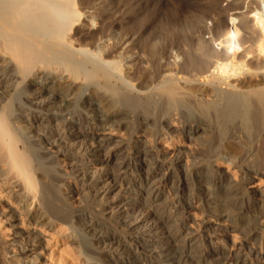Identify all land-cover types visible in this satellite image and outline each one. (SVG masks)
Masks as SVG:
<instances>
[{
	"label": "bare ground",
	"instance_id": "6f19581e",
	"mask_svg": "<svg viewBox=\"0 0 264 264\" xmlns=\"http://www.w3.org/2000/svg\"><path fill=\"white\" fill-rule=\"evenodd\" d=\"M222 1L0 0V264L35 243L29 264H264V194L245 187L264 177V31L235 14L225 37L245 0ZM210 117L231 126L216 153L160 148ZM209 213L228 237L200 228Z\"/></svg>",
	"mask_w": 264,
	"mask_h": 264
},
{
	"label": "rangeland",
	"instance_id": "374dc122",
	"mask_svg": "<svg viewBox=\"0 0 264 264\" xmlns=\"http://www.w3.org/2000/svg\"><path fill=\"white\" fill-rule=\"evenodd\" d=\"M231 0H223L221 3L222 4H220L221 5V7H224L228 2H230ZM249 1L250 0H245V2H243V5H242V8L241 9H239V10H237V11H228L226 14H225V18H224V22H225V25H226V27H227V32H226V34H225V37H227V36H232V35H236V33H235V31H232V27H234V26H236L237 24H238V18L237 17H235V14H238V15H240V14H243L245 17H247V20H248V24H249V28L248 29H246L245 30V34H250V33H252V30H255L256 32H260V30H261V32H263L264 31V27H260V24H258L257 23V18H256V16L255 15H253V14H251V13H248V14H246V6H247V4L249 3ZM255 2H257L258 4H259V6H260V11H259V13H260V15H259V17L261 18V19H264V4H263V2H262V0H255ZM206 24L207 25H210V22L209 21H207L206 22ZM234 32V33H233ZM260 32V33H261ZM237 36H238V34H237ZM233 37V36H232ZM213 47H214V49L216 48V50H225V49H228L229 47L230 48H232L233 46V44L232 45H230V44H228V48L226 47L227 45H223L222 44V41L220 42V41H217V42H215V43H213ZM229 48V49H230ZM257 53H258V51H257ZM178 59V61H179V58H177ZM211 118V119H210ZM209 118V122L212 124H210V127L212 126V128H210L209 129V133H200L199 135H198V137H196V138H193L191 141H188V140H186V139H183L182 141L179 139V137L178 136H175L174 138H173V140H168L167 142H164V139H165V137H160L159 138V143H160V148L161 149H163V151H167L168 152V154H167V156H169L170 155V151L173 149V146L175 145V146H177V147H181V148H183V149H185L186 151H193V150H196V149H198L199 147H201L202 146V144L204 145V147L203 148H205L206 150H208L207 148H208V146H209V153L210 154H214V153H216V149H218V146H219V143H220V140H223L224 138L223 137H225L226 136V132H227V130L231 127L229 124V122H227V121H225L226 119L225 118H223V117H221V118H219L218 120H216V119H213L212 117H210ZM222 119H224V120H222ZM211 120V121H210ZM227 124V125H226ZM169 125L171 126V127H174V128H180L181 127V123H178L177 121H169ZM97 129L98 130H102L104 133H106V134H108L109 132H110V130L112 129H110V127L109 126H104L103 124H101L100 123V125L99 126H97ZM83 130H90V129H87V127L85 126H83ZM70 134H73V136L75 135V133H76V131H74L73 132V130H71V129H69V131H68ZM116 134L117 135H119V132L117 133V131H115V132H113L112 133V135L113 136H116ZM205 134V135H204ZM72 136V135H71ZM72 136V137H73ZM120 139H122V138H120ZM120 139H118L119 141H121ZM201 139V140H200ZM124 142V141H123ZM210 144V145H209ZM165 146V147H164ZM206 146V147H205ZM212 147V148H211ZM134 155V154H133ZM58 156H60L61 157V154L60 153H58ZM186 158L184 157L183 158V160H182V162H185L186 160H185ZM199 163H201V165L199 164ZM198 164L199 165H196L195 167L196 168H198L199 169V171H200V173L203 175H201L200 177H198L197 179H195L196 181L197 180H199L198 182H196L195 180H194V182L196 183V187H198V186H202V187H204V185H206V186H208L207 185V182L209 183V181H211L212 180V177H211V175L210 174H208L205 170H202L203 169V167H204V165H205V162H203V161H201V162H199ZM227 164L228 163H213V168H214V170H218V171H225L228 175H229V177H230V179H231V181H233V182H235V181H237V179L236 178H234V175H233V173H232V171H231V167H227ZM202 167V168H201ZM200 168H201V170H200ZM227 168H229V169H227ZM197 169V170H198ZM205 175H204V174ZM206 173L209 175V177H207L206 176ZM250 177H249V179H248V181H246L245 182V187L248 189V191L250 192V193H253V191L255 190V189H259L263 194H264V177H260V175H254L253 173H250V175H249ZM206 177V178H205ZM209 179V180H208ZM206 183V184H205ZM201 184V185H200ZM204 184V185H203ZM74 185H76V183H72V186H74ZM205 186V187H206ZM62 189H65V187H62ZM219 192V191H218ZM220 195H222L223 193L222 192H220L219 193ZM71 196V195H70ZM77 197V195H73V197L71 198V202H72V204L74 205H76V203H77V200H76V197ZM217 200V199H216ZM88 202L89 201H87L86 202V200H85V202H83V203H79L76 207H75V209H79V208H83V210L82 211H78V212H76L75 213V215H78V214H81L82 212L83 213H90L91 211H93V209H92V207H93V205H90V204H92V203H90V204H88ZM88 207H86V209L88 210V212H87V210L85 209V205ZM196 203H194V205H195ZM83 205V206H82ZM90 205V206H89ZM92 206V207H91ZM191 210V209H190ZM212 216V217H211ZM216 218H218V216H216V215H211L210 213L209 214H207L205 217H204V219H203V221L200 223V228L201 229H204V231H206V233H213L214 232V234L215 235H213L212 237L215 239V240H217L218 239V237L219 236H221V235H223V236H227L228 237V235H225V234H221V231H220V228L222 227V224L221 223H219V222H222V219H220V220H218V219H216ZM190 224V222H188L187 223V225H189ZM195 225H193V227H194ZM212 226V227H211ZM218 226V227H217ZM20 227L21 226H16L15 227V229L16 230H18V229H20ZM85 228H86V230H90V228H88V226H84ZM32 227H29V229H31ZM216 228V229H215ZM36 230H37V228H36ZM215 230V231H214ZM48 231L50 232V233H52L54 236H53V239H52V243H53V241L54 240H56V241H58V243H57V245L60 247V246H62V244L64 243V241H67L68 242V244L70 245L69 247H71L70 249H74L73 251H75L77 248H80V246H84V247H86L87 249H89L90 248V246H89V237L87 236H83V235H79V237H73V240H72V237H70V238H67L66 239V237H64V235L63 236H60V235H57L56 233H54V229L52 230V229H48ZM67 235V234H66ZM12 236H14V234H12L9 238H12ZM71 236V235H70ZM78 236V235H77ZM98 236V235H97ZM39 237L42 239V240H46V238H49V237H46V234L45 235H39ZM18 238L19 237H17L16 239L18 240ZM55 238V239H54ZM19 240H21V239H19ZM74 242V243H73ZM23 243V242H22ZM36 244V243H35ZM34 244V246H32V247H30V246H28L27 248H25L24 249V251H25V254L24 255H20V254H18V253H15V254H13V253H10L7 257V259L8 260H10L12 263L14 262V264H17V263H21V264H29V261H30V253L32 252V251H34L36 248H34V247H37V246H39V243H37L36 245ZM27 245H30V242H28L27 243ZM37 252H39L40 250L39 249H37L36 250ZM48 250L47 249H45V252L44 253H42V256L43 257H47V255H48ZM41 255V254H40ZM211 259V260H210ZM218 259V257H212V258H209V261H210V263L211 264H216V261H218L217 260ZM263 260L264 259H262V260H258V262L259 263H263ZM10 262V263H11ZM9 263V264H10ZM117 263H121V261L120 260H117Z\"/></svg>",
	"mask_w": 264,
	"mask_h": 264
}]
</instances>
